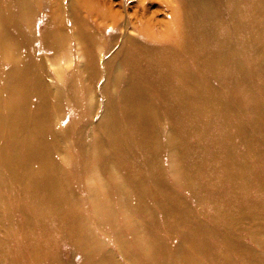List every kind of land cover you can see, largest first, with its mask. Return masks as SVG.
<instances>
[{
    "label": "rangeland",
    "instance_id": "1",
    "mask_svg": "<svg viewBox=\"0 0 264 264\" xmlns=\"http://www.w3.org/2000/svg\"><path fill=\"white\" fill-rule=\"evenodd\" d=\"M19 1L22 0H0V10L8 5L12 11H20ZM91 1L93 7L98 5L100 10L104 9L111 15L104 18L96 14L97 11L88 12L84 6V2L88 0H24L29 8L26 16L28 18H21L16 13L19 17L16 25L11 23L12 25L3 26L10 41L19 45L15 50L19 63H15L18 66L27 64L26 79L30 78L37 90L36 95L28 99L27 107L31 113L42 112L37 120L43 125L45 136L48 137L49 159L46 161H52L56 170L63 173L59 175L61 181L72 188L74 198L82 203V206L75 207L76 214L81 217L76 232H68L64 236L57 235L60 238L54 244L57 264H83L84 254L87 251H96L98 244L113 264H179L176 253L180 255V251L183 256L188 254L196 259L195 263L187 264H221L219 260L216 262L210 258L201 244L196 243L195 238H184L181 231L163 227L165 218L155 202L167 193L180 195L185 204V211L193 219L214 228L208 231L207 238L214 237L213 233L217 235L215 230H221L219 222L227 217L228 212L231 220H236L228 224L231 238L241 247L258 255L259 263H264V20L256 22L255 17L243 11L242 49L238 53L234 48L229 51L235 60L241 59L244 79L242 85L235 87L231 97L223 96L226 112L237 115L239 123H235L241 128L239 135L252 145V149L247 151L248 165L239 174H252L247 184L251 181L254 187L248 185L243 190L239 185L245 178L238 174L234 179L232 191L226 190L224 186L218 187V200L224 201L225 204L216 206V203L217 211H212L210 200L201 203L184 185L183 171L177 164L178 150L171 148L169 144H174L178 126L164 112L163 102L151 134L158 163L153 173L147 166H142L144 171H121L110 156L107 128H103L104 122L114 119V111L120 114L121 103L117 97L119 87L113 81V74L121 68L120 58L114 56L120 44L124 38H132L150 45L176 46L172 39L165 40L162 34L168 32L167 26L172 21L173 8L182 10L180 2ZM262 1L264 3V0ZM137 4L139 8L136 7ZM247 4V0H244V7ZM143 6L148 10L141 14L139 9ZM234 22L232 19V26ZM84 23L89 26L88 31L93 39L89 50L85 49L83 41L74 34L83 30ZM203 24H208L216 37L220 35L222 29L215 24ZM225 25L229 27L228 23ZM135 27H144L145 31L139 32ZM49 29H58V34L62 37L61 43L55 47L50 44ZM212 33L204 35L205 40L195 42V45L199 49L209 47L210 41L215 40ZM90 59L91 70L88 68ZM11 65L12 62L2 58L0 54V117L9 113V108L4 106L7 96L3 93L6 82L3 78L9 69L15 71L10 74L9 79L20 70L10 68ZM108 69L113 74L108 75ZM122 110L129 112L127 107ZM34 119L30 117L28 124H32ZM200 122L201 126L207 124L206 131L208 136H211L212 120L203 118ZM190 142L192 146L188 143L187 149L193 150L191 139ZM9 152L6 147L4 164L0 162V182L3 181V184H0V225L3 223L0 237L8 236L12 239L19 254L20 250H23V244H20L21 230L15 222L28 212L18 214L14 206L20 197L12 189L13 186H19L6 171L11 166L7 161ZM100 153L107 156L106 162ZM209 161L215 163V160ZM99 164L104 166L100 168ZM151 174L153 181L150 179ZM213 186H209V192ZM259 187L263 191L256 193L255 190ZM93 201H96L97 205H93ZM254 203L263 206L254 209L253 214H247ZM140 204H146L147 207L137 208ZM240 212L243 215L237 220ZM222 215H225L224 218L220 217ZM151 216H154L157 222L153 225L155 231L163 238L161 253L154 254L149 250L144 255L145 246L140 248L138 245L140 237L148 232ZM184 233L187 237L192 234L191 229L187 227L184 228ZM212 243L217 244L215 240ZM243 255V250H235L231 253L228 264H245Z\"/></svg>",
    "mask_w": 264,
    "mask_h": 264
},
{
    "label": "bare ground",
    "instance_id": "2",
    "mask_svg": "<svg viewBox=\"0 0 264 264\" xmlns=\"http://www.w3.org/2000/svg\"><path fill=\"white\" fill-rule=\"evenodd\" d=\"M178 1L184 10L173 8V18L167 26L168 32L162 34L165 40L172 39L176 46L165 44L156 46L142 43L143 41L139 39L122 37L124 40L114 55L120 58V71L113 74L108 69V75L113 74V81L119 87L117 97L121 103L120 114L114 111L112 113L115 115L114 119L104 122L103 128H107L110 156L121 171L130 169L144 171L142 166H147L152 172L155 167L157 168L158 163L154 150L155 142L151 134L155 129V121L163 102L164 112L178 126L176 140L174 144L171 142L169 144L171 148L178 150L177 164L183 171L184 185L201 203L210 200L212 211H217L216 206L225 204L224 201L218 200L220 193L218 187L224 186L226 190L231 191L234 189V179L248 165L247 151L252 149V145L239 135L241 128L235 123H239L237 115L226 112L223 96L231 97L235 87L242 85L244 79L241 59L235 60L229 50L234 48L238 53L242 49L243 11L255 17L256 22H261L264 20V3L262 0L257 2L247 0L248 4L244 7V0ZM88 2H84L88 12L97 11L96 14L104 18L111 15L104 9L100 10L101 7L99 8L98 5L93 7L91 0ZM19 4L20 11L17 12L9 9L8 5L0 10V54L2 58L12 62L10 68L20 69L11 79H9L10 74L15 71L9 69L3 78L6 81L3 93L7 96L4 106L9 108V113L0 117V156L2 157L0 162L4 164L7 147L10 151L7 161L11 166L6 171L8 175L13 176L19 186H13L12 189L20 197L14 206L18 214L28 213L23 214L21 219L15 222L21 230L20 244H23V250L18 254L12 239L8 236L0 237V264H57L54 257V244L60 239L57 235L64 236L68 232L69 234L76 232L81 217L76 214L75 207L82 206V203L74 198L72 188L61 181L59 175L63 173L56 170L52 161H46L49 159L48 137L45 136L43 125L37 120L42 112L31 113L27 107L28 99L34 97L37 90L30 78L26 79L27 64L18 66L15 63V61L19 63L15 53L19 45L12 43L3 30L6 24L16 25L15 22L19 21L16 13L21 18H26L28 15L29 8L24 0L19 1ZM136 7L139 8V4ZM139 10L142 14L148 8L143 6ZM232 12L235 14L233 15ZM232 19L235 21L233 26ZM203 22L213 23L221 28L220 35L216 37L209 25ZM225 23H228L230 28ZM82 27L83 30L80 28L81 31L74 34L83 41L85 49L89 50L93 39L88 31L89 26L84 23ZM54 29H49L48 35L50 44L55 47L61 43L62 37L58 34V29L57 31ZM135 29L139 32L145 31L144 27H135ZM212 30L214 31V27ZM209 32L213 34L215 40L210 41L209 47L199 49L195 42L204 41V35ZM88 68L92 69L91 59L88 61ZM215 85L222 90L219 91ZM235 96L234 94L233 97ZM76 99L79 100V97L76 96ZM125 107L129 112L122 110ZM30 117L35 119L29 125ZM203 118L212 120L211 136L207 134V124L201 126L200 120ZM190 139L193 142V150L187 149L188 143L191 144ZM100 155L106 162L107 156L103 153ZM209 159L215 160V163L210 162ZM104 164H99V167L102 168ZM239 175L245 178L239 185L243 190L248 185L254 187L251 181L247 184L252 174ZM65 178L68 179L67 176ZM150 179L154 180L152 174ZM0 184H3V181ZM210 185L214 186L209 192ZM262 191L260 187L255 190L256 193ZM92 204L97 205L96 201ZM155 205L165 218L164 228L181 231L184 238H195L196 243L201 244L209 257L216 262L219 260L221 264H228L231 253L240 249L244 251L245 264H264L259 263L258 255L241 247L231 238L228 224L236 220H231L228 212H226L227 217L219 222L221 230H215L217 235L213 233L214 237H210L212 241L217 242L214 245L206 236L208 231L214 228L193 219L185 211V204L180 195L164 194L156 200ZM261 206L263 204L254 203L247 214H253L254 209H260ZM136 207L144 209L147 206L140 204ZM241 215L242 212L237 216V220ZM224 216L220 217L224 218ZM156 223L155 217L151 216L148 232L140 237L138 246L140 248L145 246L144 255L149 250L154 254L161 253L163 238L153 227ZM2 225L3 223L0 228ZM186 227L192 232L189 237L184 233ZM127 255L131 258L130 254ZM176 255L179 264L196 262L191 255L183 256L181 251L180 255L178 253ZM83 264L113 263L98 244L96 251H87L84 254Z\"/></svg>",
    "mask_w": 264,
    "mask_h": 264
}]
</instances>
